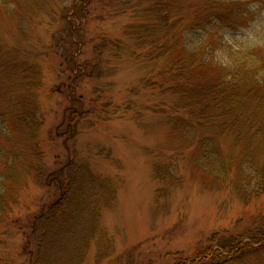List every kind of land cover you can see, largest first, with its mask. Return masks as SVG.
I'll return each mask as SVG.
<instances>
[{
    "label": "rangeland",
    "instance_id": "rangeland-1",
    "mask_svg": "<svg viewBox=\"0 0 264 264\" xmlns=\"http://www.w3.org/2000/svg\"><path fill=\"white\" fill-rule=\"evenodd\" d=\"M79 1L0 0V264H191L248 243L264 194L246 203L212 179L217 165L198 166V142L174 126L187 118L174 56L135 33L161 6L172 23L198 1ZM247 1L255 18L223 30L235 49L264 43V0ZM217 141L216 158L236 154ZM240 257L227 264H264V249Z\"/></svg>",
    "mask_w": 264,
    "mask_h": 264
},
{
    "label": "trees",
    "instance_id": "trees-1",
    "mask_svg": "<svg viewBox=\"0 0 264 264\" xmlns=\"http://www.w3.org/2000/svg\"><path fill=\"white\" fill-rule=\"evenodd\" d=\"M197 1L192 13L172 23L169 12L161 6L157 26L135 33L138 39L159 42L157 57L165 53L174 56L168 63L173 80L169 91L178 97L174 109L187 116L177 115L174 126L179 135L182 127L190 133V144L198 142V166L213 175L217 165L220 174L212 179L228 180L239 199L247 203L264 194V43L235 49L222 37L226 29L248 24L256 10L247 0ZM159 4L164 5L162 1ZM163 35L166 39L161 42ZM26 114L22 109L17 116L25 120ZM217 137L232 138L238 148L236 154L229 159L216 158ZM69 189L66 186L60 201L68 196ZM262 248L264 222L262 231L248 243L230 241L220 249L206 248L191 264H227Z\"/></svg>",
    "mask_w": 264,
    "mask_h": 264
},
{
    "label": "clouds",
    "instance_id": "clouds-1",
    "mask_svg": "<svg viewBox=\"0 0 264 264\" xmlns=\"http://www.w3.org/2000/svg\"><path fill=\"white\" fill-rule=\"evenodd\" d=\"M192 47H193L192 45H189V50H192Z\"/></svg>",
    "mask_w": 264,
    "mask_h": 264
}]
</instances>
